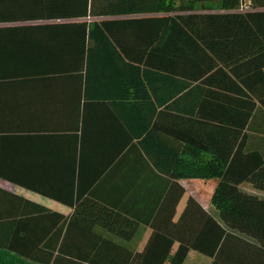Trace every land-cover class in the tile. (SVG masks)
<instances>
[{"label": "trees", "instance_id": "obj_1", "mask_svg": "<svg viewBox=\"0 0 264 264\" xmlns=\"http://www.w3.org/2000/svg\"><path fill=\"white\" fill-rule=\"evenodd\" d=\"M22 1L29 4L19 14L0 13L1 64L15 61L23 75H111L124 93L117 99H134L120 102L132 109L136 141L152 165L175 181L217 182L213 215L188 196L173 221L186 192L174 181L177 188L148 218L151 234L139 251L121 243L134 237L139 221L93 196L80 192L73 205L52 194L73 205L67 218L36 204L17 216L19 204L30 202L2 196L0 249L38 264H184L191 250L210 264H264V0ZM32 165L43 179L35 172L0 178L49 195L52 163Z\"/></svg>", "mask_w": 264, "mask_h": 264}, {"label": "crops", "instance_id": "obj_2", "mask_svg": "<svg viewBox=\"0 0 264 264\" xmlns=\"http://www.w3.org/2000/svg\"><path fill=\"white\" fill-rule=\"evenodd\" d=\"M27 4L22 0H0V13L4 11V14L15 16ZM20 23L8 21L6 24ZM25 23L39 21L27 20ZM13 45V57L17 58L21 52H17L16 46L20 43ZM17 66L20 68L15 61L0 63V174L29 176L35 172L43 179L44 173L41 171L40 175L32 164L33 160L47 158L52 163L45 174L49 195L0 178L2 202L7 195L14 194L30 202V205L19 204L20 207L14 210L17 216L23 209L34 212L32 207L36 204L67 218L73 212L77 194L83 192V197L93 196L123 216L139 221L134 237L121 243L130 249L141 250L151 234L148 218L165 203L167 190L176 185L166 171L152 165L136 141L134 113L128 103L125 106L120 102L134 99H117L116 96L124 93L112 85L111 75L97 73L89 80L75 71L27 72L28 75H23L15 70ZM4 67L8 69L1 70ZM163 94L164 90L159 92L160 98ZM148 106L158 112L162 109L156 102H150ZM21 160H30V167L24 169ZM175 182H179L186 192L176 206L173 221L182 214L188 196L208 214H214L211 197L216 179L192 178ZM52 194L65 196L73 205L58 201ZM3 209L10 214L5 204ZM3 220L7 219H0ZM98 232L114 241L120 240L107 230L98 229ZM7 257L18 264L24 261L38 264L0 249V259ZM210 263V258L194 250L188 253L184 262Z\"/></svg>", "mask_w": 264, "mask_h": 264}, {"label": "rangeland", "instance_id": "obj_3", "mask_svg": "<svg viewBox=\"0 0 264 264\" xmlns=\"http://www.w3.org/2000/svg\"><path fill=\"white\" fill-rule=\"evenodd\" d=\"M171 1H172L173 4L178 5L180 0H171ZM0 264H18V262L17 261L16 262H14V261L12 262L7 257V259L1 258L0 259ZM23 264H31V263H27V262L24 261Z\"/></svg>", "mask_w": 264, "mask_h": 264}]
</instances>
